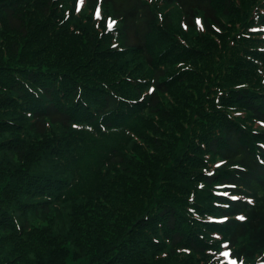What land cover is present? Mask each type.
Wrapping results in <instances>:
<instances>
[{
  "label": "trees",
  "instance_id": "trees-1",
  "mask_svg": "<svg viewBox=\"0 0 264 264\" xmlns=\"http://www.w3.org/2000/svg\"><path fill=\"white\" fill-rule=\"evenodd\" d=\"M166 1L0 0V264H264V0Z\"/></svg>",
  "mask_w": 264,
  "mask_h": 264
},
{
  "label": "rangeland",
  "instance_id": "rangeland-1",
  "mask_svg": "<svg viewBox=\"0 0 264 264\" xmlns=\"http://www.w3.org/2000/svg\"><path fill=\"white\" fill-rule=\"evenodd\" d=\"M154 4H156V6H158V9H159V12L161 15H165V14H168V11L169 9L171 8L169 6V3L166 1V0H151ZM99 14L101 12V10L98 11ZM237 23H239L240 25L243 24V22H235V26L240 29L241 26H238L236 25ZM114 23L111 22L110 23V28L111 27H114ZM183 26H184V23H183ZM181 31L183 32L184 36L180 33V32H177L178 33V36L176 37L177 40H179L180 42H182L183 45H185L187 47L188 44H192V45H195L196 47H199V48H203L204 50H207L206 47L201 43L199 42V39L198 38H201V34H203L202 31H195V32H192V31H186L185 29H182L181 28ZM99 35H100V32H99ZM105 64L106 61H105ZM193 65H195L194 63H192ZM132 68H136L135 70V73L137 75H140V76H143L147 73V69L142 67L140 65V62H138L137 64H135L134 66H131ZM117 71H119V68L117 66ZM124 72L127 73V70H124ZM195 77H198L199 75L195 74L194 75ZM124 85H126L125 83H123ZM228 246L226 245V249L224 250V254L227 253L228 251Z\"/></svg>",
  "mask_w": 264,
  "mask_h": 264
}]
</instances>
